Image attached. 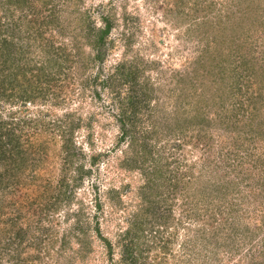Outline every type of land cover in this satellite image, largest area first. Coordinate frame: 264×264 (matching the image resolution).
I'll use <instances>...</instances> for the list:
<instances>
[{"label":"rangeland","instance_id":"1","mask_svg":"<svg viewBox=\"0 0 264 264\" xmlns=\"http://www.w3.org/2000/svg\"><path fill=\"white\" fill-rule=\"evenodd\" d=\"M45 1L47 0H31L29 1L30 6L28 4V7L19 11L28 13L31 17L30 14H36L37 10L40 15L33 24L39 23L40 25L43 18L50 16V9L53 10L56 17L65 20L68 17L65 13L71 11L75 5H79L82 10L90 9L92 18L96 19L99 24L102 6L106 7L105 13L110 14L109 18L113 23L111 34L107 40L111 39L112 42L106 44L109 47V53L105 74L102 75L113 73V67L118 62L123 61L126 66L134 63L135 60H140L138 65L140 71L137 75L132 76L136 79L134 82H137L136 92L135 89L133 90V86L131 87L132 93H135V99L141 98L137 95V89L141 87L142 91L146 88V100L150 101L151 108H156L155 118L161 124L163 143L179 142L177 144L180 147L171 151L172 154L165 161V163H169V169L174 170L173 167L178 165V170L181 173H186L184 175H187L188 178L192 174L193 177L189 185L202 189L206 194L205 197L211 196L209 194L213 192L211 185L213 181L221 182L223 178L237 180V187H235L233 195L223 191V195L226 197L223 204L227 202V206L230 208V203H233L235 207L233 211L229 209L231 217L228 218V222L231 219L230 226L234 227V235L230 236L228 224L224 225L220 231L221 238L219 236L217 240H212L207 246H205L203 238L200 237L201 233H196L195 229L205 222L211 207H214L215 204L220 205L223 199L210 197L208 201H202L203 198L198 189V201H196L199 204H190L191 200L186 202L191 214L197 208L200 209L203 216H191L190 219L184 217L185 211H181L183 210V207L180 206L181 197L167 201L160 200L159 204L156 203L158 198L154 199L153 206L157 207L155 208L157 216L159 212H169L166 209L169 203L176 206H172V213L169 212L171 223L166 227L169 233L163 234L164 237L171 234L173 239L172 232L176 227V220L173 219L177 218L182 221L179 223L182 224V227L178 225L179 231L174 243L169 246L172 250L168 254L169 264H183L182 260L186 261L193 257H195V262L190 264L263 263L264 107L253 112L254 117L252 118L250 117L252 115L251 108L247 105L246 107L242 102L248 98L251 90L245 92L246 85L253 86V83H256V86L260 85L258 83V73H260L258 65H264V0H53L44 9ZM248 5L250 6L246 9ZM19 11H17V15L21 16L22 13ZM23 27L24 25H22ZM57 29L48 25L47 33L44 34L46 39L51 38L54 41V47L62 45V41L67 42L66 39H68L66 36L62 40ZM246 29H248L247 35H250L252 39L248 45L251 49L245 48L246 51L240 50L237 53L245 54L249 49L251 59L256 66L248 71L241 67L239 71L237 68L223 80L221 77L216 78L223 68L236 67V63L231 61L235 60L239 66L240 56L233 57L231 55L236 53L237 49H234L235 44H232L230 40L231 38L236 39L235 41L243 40L245 38L243 31ZM251 39L248 40L251 41ZM23 42L25 43V41ZM41 42L44 44V55H46V50L50 45L45 41ZM144 59L158 63L147 62L148 64L144 66ZM94 71L89 67L86 74L92 76ZM65 73L71 78L76 75V73L74 76L70 75L69 71H65ZM71 78L62 80L64 88H59L53 83L50 86L54 92L56 88L71 91L70 95L63 100L64 102H59L60 98L57 101L49 96L41 103L36 101V105L25 104L24 107L21 106V103L18 105L0 103V113L6 118L8 109H12L17 112L15 115L17 120L25 117L27 113H29L27 114L29 117L45 119V122L54 127L52 129L53 127L50 125V135L59 134L58 125L65 118V114L70 113L74 123L80 125L79 128H75L74 132L78 150L90 152L91 147L87 142V137L92 134V139L95 142L92 151H108L116 144L119 136V129L114 118L118 112L117 102L112 99L111 95L113 90L119 89L118 87H122V85L105 86L104 89L103 87L100 89L101 84L96 80L98 82L96 89L100 93V96L96 97L91 89L94 86L91 85L93 81H90L88 86H85L84 83L83 85H74ZM127 88L128 85L123 84V98L129 94L126 93ZM191 91L196 93L194 100L191 99ZM227 96L231 99H225ZM213 99L215 103H213ZM239 103L243 104V109L240 111L237 109ZM188 105H191L190 108ZM192 108L195 110L198 108L200 112L203 111L205 120L209 121L200 131L197 128L184 127L185 130H182L179 127L180 122H183L184 125V120L191 117ZM259 120L261 125L258 127ZM183 131L187 133L185 134ZM225 131H232L236 135L235 145L240 147L241 155H247V153L253 155L240 169L243 170L247 167L250 169V175L244 180L239 177L247 176V171L237 176L239 167L235 173H232V166L229 167L226 163L224 154L229 146L227 145L223 149L220 144L221 138L218 136L222 133L226 135ZM42 134L47 135L46 132H42ZM210 136L215 138L213 146L210 145L212 140L208 139ZM56 138L57 145L54 149H58L60 144V138L58 136ZM227 140L233 141L231 137H228ZM126 150L127 144H122L111 151L109 158L100 163L99 173H93L89 175V178H85L83 184L75 189V196L71 197L69 205H64V209L59 212L58 216L55 217L53 214L54 218L60 221V225L51 226L59 229L60 236L63 228L67 226L71 228V231H75L71 232L68 229L70 233L78 232L75 228L78 217L83 220V224H89L88 232L96 234L95 227H97L100 229L101 236L108 237L114 243L113 257L110 260L112 264L117 263L120 259V247L116 241L121 235L120 231L123 232L129 226L127 219L138 209L136 204L138 200L142 201L144 198L140 194L141 189H144L142 187L144 180L138 171L132 170V172L126 173L120 169ZM50 151L52 152V150ZM169 152L170 150L167 151V153ZM57 160L56 156L53 157V154H50L45 165L47 168H50L51 165L57 169ZM81 161L84 162V160ZM220 168L222 171H227L229 175H222ZM211 170L220 175V179L211 175ZM187 177L185 176L184 180ZM54 179H56L55 176ZM92 181H97L99 189L97 196L100 199L101 207L98 212L94 207L95 197L90 186ZM239 181H241L240 184ZM247 184H250V187ZM112 189L117 192L113 193L114 196L121 198V206L111 197L110 190ZM190 195L191 198H195L193 193L190 192ZM77 198L82 199L86 205L85 216H76L74 213L78 205L79 199ZM72 210V218L66 221L68 216L66 211ZM221 211L223 212L222 209ZM95 214H97V219L94 218ZM219 217L218 215V219ZM155 219L152 218L154 224H147L145 230L139 232L140 240L147 244L151 242L152 230L160 229V227L165 230L164 225L160 226V220ZM186 227L194 230L185 229ZM246 230L250 232H245ZM244 234L248 236H244ZM189 240L195 242L194 248L189 247ZM94 247L97 250L88 257L85 264H111L109 260H103L105 254L104 251L102 254L100 246ZM81 263V260L76 261V264ZM120 264H123L122 260Z\"/></svg>","mask_w":264,"mask_h":264},{"label":"trees","instance_id":"2","mask_svg":"<svg viewBox=\"0 0 264 264\" xmlns=\"http://www.w3.org/2000/svg\"><path fill=\"white\" fill-rule=\"evenodd\" d=\"M29 1L31 0H0V103L13 105L21 103V106L24 107L25 104L33 103L36 105V101L41 103L49 96L54 100L57 99V101L60 98L59 102H64L63 100L70 95L71 91L56 88L54 92L50 86L53 83L55 86L58 85L59 88H64L62 80L71 78L65 71H69L72 76L76 73L71 78L74 85H83L84 83L85 86H88L90 81H93L91 85H94V88L91 87V89L96 97L100 96L96 89L98 85L96 80L101 84L100 89L102 87L104 89L105 86L122 85V87H118L119 89L113 90L111 95L112 99L117 102L118 112L114 118L119 129V136L116 144L111 149L108 151L101 150V152L92 151L95 142L92 139V134L88 135L87 142L91 150L90 152H83L78 150L79 147L76 146L74 140L75 128H79L80 125L74 123L75 121L70 113H66L65 118L58 125V135H50L49 130L52 124L45 122V119L42 120L40 117H29L27 116L29 113H27L25 117L23 116V118L17 120L15 116L17 112L8 109L6 119L0 113V264H76L77 260H81V264H85L88 257L97 250L94 247H97V245L102 249V254L104 251L105 258L103 260H109V263H111L114 243L108 237L101 236L100 229L97 227H95L96 234L88 232L89 224H83V220L78 217L75 227L78 232L70 233L68 229L71 231V228L67 226L63 228L60 236L59 229L51 226L60 225V221H57L53 214H55V217L58 216L59 212L64 209V205H69L71 197L75 196V189L83 184L85 178H89V175L99 173L100 163L109 158L111 151L122 144H127V150L124 151L125 155L122 158L123 162L121 161L120 169H123L126 173L132 172V170L138 171L144 180L142 185L144 189L140 191L144 198L142 201L138 200V203H136L138 209L133 212L132 218L130 216L127 219L129 226L123 232L120 231L121 235L116 240L117 245L120 247V259L114 264H120L121 260L123 264H169L168 254L172 251L169 246L174 243L179 226L182 227V224L179 223H182V221L177 218L173 219L176 220V227L172 232L173 239L171 234L164 237L163 234L169 233L166 228L171 223L169 212L172 213L171 210L176 206L169 203L166 206L169 212H159L157 216V210L155 209L157 207L153 206L156 197L158 198L156 201L158 204L160 200L167 201L181 197L180 206L183 207L181 211H185L184 217L189 219L191 216H203V213L197 208L191 214L186 202L191 200L189 201L190 204H199L197 203L198 189L203 198L202 201H208L210 197L223 199L220 205L215 204L214 207H211L205 222L200 225L201 228L198 226L195 232L201 233L200 237L205 241V246L212 240H217L219 236L221 238L220 231H222L224 225L228 224L230 236L234 235V227L230 226L231 219L228 222V218L231 217L229 209L233 211L235 207L233 203H230V208H228L227 202L223 204L226 201L223 191L233 195L235 187H237V180L223 178L221 182L213 181L211 184L213 192L209 194L210 197H205L206 194L203 193L202 189L189 185L193 177L192 174L188 178L187 175H184L186 173H181L178 170V165L173 167L174 170L169 169V163H165V161L172 154L171 151H175L180 147L177 144L179 142L163 143L161 124L155 118L156 108H151L150 101L146 100V88L142 91L141 87L137 89V95L141 98L135 99V93H132L131 87L133 86L134 90L137 86V82H134L136 79L132 76L137 75L140 71L138 69L140 60H135L134 63L126 66L123 61L118 62L113 67V73L102 75L105 74V65L109 53V47L106 44L112 42L111 39L107 40L111 34L113 23L109 18L110 14L105 13L106 7L102 6L103 10L99 15V24L96 19L92 18L90 9L82 10L79 5H75L71 11L65 13L68 16L65 20L56 17L53 10L50 9V16L43 18L40 25L39 23L34 25L33 22L36 19L38 20L40 15L37 10L36 14H30L31 17L28 13L19 11L26 7ZM52 1H45L43 3L45 8H43L46 9L47 4ZM17 11L22 13L21 16L17 15ZM22 25H24L23 28ZM48 25L58 28V34L62 37V40L68 36V39H66L68 43L62 41V45L54 47V41L51 38L46 39L44 37ZM247 30L243 31L245 37L243 40L235 41L234 38L230 40L232 44H235L236 53L240 50L246 51L245 48L251 49L248 45H250L252 39L250 35H247ZM248 39H251V41ZM41 41H45L46 44L50 45L46 50V55H44V44ZM249 49L245 54L242 52L232 53L233 57L235 55L240 56L239 66L235 60L231 61L236 63V67L223 68L216 78L221 77V80H223L225 77L230 76L232 71L240 67L241 69L244 68L245 71L253 69L256 64L251 59ZM147 62L158 63L144 59V66L148 64ZM89 67L95 70L92 76L86 74ZM258 68L260 70V73H258V83L260 85H257L258 87L256 83H253V86L246 85L245 92L251 90L248 98L242 102L245 106L251 108L252 115L250 117L252 118L254 117L253 112L264 107V65H258ZM123 84L128 85L126 93L129 94L125 98H123ZM235 84L237 85V82ZM143 85L146 86L144 83ZM241 88L243 87L241 86ZM134 91L136 92V89ZM195 94L191 91L192 100L196 97ZM232 95L234 94L232 93ZM228 98L231 99L228 96L225 99ZM242 103L237 105L239 111L243 109ZM188 106L190 108L191 105ZM191 111H193L191 117L184 120V125L183 122H180L179 127L182 130L197 128L200 131L209 121L205 120L202 110L200 112L198 108L196 110L192 108ZM89 118L91 117L89 116ZM257 125L258 127L261 125L260 120ZM42 132H46L47 135L44 136L45 133L42 134ZM225 132L226 135L222 133L218 136L221 138L220 144L223 149L227 145L229 146L224 154L226 163L229 167L232 166V173H235V170L239 167L237 176L247 171V176L242 175L239 177L244 180L250 175V169L248 167L243 170L240 169L253 155L251 153L241 155L240 147L235 145L236 135L232 131ZM231 132L232 134H230ZM183 133L186 134L187 132L183 131ZM56 136L60 138L58 149H54L57 145ZM228 137H231L233 141H228ZM208 139L212 140L210 145L213 146L215 138L210 136ZM160 142L162 144L159 145ZM167 148L168 150H166ZM169 150L170 152L167 153ZM50 154L58 159L57 169L51 165L50 168H47V165H45V161ZM81 160H84V162ZM221 172L224 176L229 175L227 171L221 170ZM210 174L220 179V175H217L214 170H211ZM54 176L56 179H54ZM185 176L187 177L186 180H184ZM96 183L97 181H92L90 186L95 197L94 207L98 212L101 204L97 196L99 189ZM247 185L250 187V184ZM190 192L193 193L195 198H191ZM110 193L113 200L121 206V198L113 194L117 192L112 189ZM77 199H79L78 205L74 213H76V216H85L86 205L82 199ZM66 213L68 214L66 221H68L72 218L73 210L66 211ZM218 215L220 216L219 219ZM94 218L97 219V214L94 215ZM152 218H158L160 226L164 225L165 230L163 227L152 230L151 242L147 244L145 241L140 240L141 235L139 232L144 231L147 224L153 223ZM185 229L194 230L190 227ZM245 232L250 231L246 230ZM244 236L248 235L244 234ZM194 245L195 242L189 240V247L194 248ZM154 250L157 251L154 253ZM190 250L192 251V249ZM181 262L183 264L193 263L195 257ZM251 264H264V262Z\"/></svg>","mask_w":264,"mask_h":264}]
</instances>
